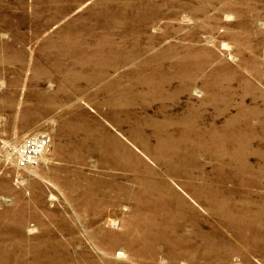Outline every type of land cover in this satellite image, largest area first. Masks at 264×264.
Masks as SVG:
<instances>
[{
	"label": "rangeland",
	"instance_id": "1",
	"mask_svg": "<svg viewBox=\"0 0 264 264\" xmlns=\"http://www.w3.org/2000/svg\"><path fill=\"white\" fill-rule=\"evenodd\" d=\"M0 264H264V0H0Z\"/></svg>",
	"mask_w": 264,
	"mask_h": 264
},
{
	"label": "built area",
	"instance_id": "2",
	"mask_svg": "<svg viewBox=\"0 0 264 264\" xmlns=\"http://www.w3.org/2000/svg\"><path fill=\"white\" fill-rule=\"evenodd\" d=\"M51 140L44 134H30L14 146L11 156L15 165L21 170L37 168L44 156L50 153Z\"/></svg>",
	"mask_w": 264,
	"mask_h": 264
},
{
	"label": "bare ground",
	"instance_id": "3",
	"mask_svg": "<svg viewBox=\"0 0 264 264\" xmlns=\"http://www.w3.org/2000/svg\"><path fill=\"white\" fill-rule=\"evenodd\" d=\"M179 239V238H178ZM194 256H195V254H194ZM191 257V256H190ZM178 260V259H177ZM224 262V261H223Z\"/></svg>",
	"mask_w": 264,
	"mask_h": 264
}]
</instances>
